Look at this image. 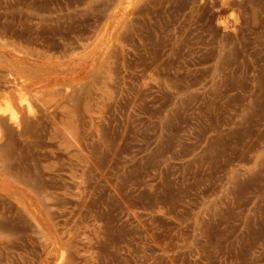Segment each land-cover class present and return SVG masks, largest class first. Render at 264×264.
I'll list each match as a JSON object with an SVG mask.
<instances>
[{
  "label": "rangeland",
  "instance_id": "rangeland-1",
  "mask_svg": "<svg viewBox=\"0 0 264 264\" xmlns=\"http://www.w3.org/2000/svg\"><path fill=\"white\" fill-rule=\"evenodd\" d=\"M0 145V264H264V0H0Z\"/></svg>",
  "mask_w": 264,
  "mask_h": 264
},
{
  "label": "bare ground",
  "instance_id": "bare-ground-1",
  "mask_svg": "<svg viewBox=\"0 0 264 264\" xmlns=\"http://www.w3.org/2000/svg\"><path fill=\"white\" fill-rule=\"evenodd\" d=\"M113 1H116V0H113ZM241 1V0H240ZM216 2V1H215ZM113 4V3H112ZM111 4V5H112ZM234 4V3H233ZM230 5V4H229ZM232 5V4H231ZM108 8V7H107ZM111 7H109V9H110ZM108 10V9H107ZM139 11V10H138ZM137 12V11H136ZM106 13H107V11H106ZM134 15V14H133ZM102 16V15H101ZM101 20H103L102 18H101ZM100 20V21H101ZM97 22V21H96ZM15 81V80H14ZM16 82H18V81H16ZM2 86V85H1ZM2 89V88H1ZM54 90V89H53ZM3 91V90H2ZM34 107V106H33ZM44 111V110H43ZM20 120V119H19ZM29 122H31V121H29ZM5 125H7V124H4V126ZM10 125V124H9ZM30 127V126H29ZM7 128V127H6ZM10 128V127H9ZM22 128V127H21ZM4 129H5V127H4ZM9 130V129H8ZM24 130V129H23ZM31 130V129H30ZM5 131V130H4ZM23 132V131H22ZM32 132V131H31ZM9 134V133H8ZM35 134V133H34ZM21 135V134H20ZM25 135H26V133H25ZM9 136V135H8ZM25 137V136H24ZM0 146H2V145H0Z\"/></svg>",
  "mask_w": 264,
  "mask_h": 264
},
{
  "label": "clouds",
  "instance_id": "clouds-1",
  "mask_svg": "<svg viewBox=\"0 0 264 264\" xmlns=\"http://www.w3.org/2000/svg\"><path fill=\"white\" fill-rule=\"evenodd\" d=\"M13 119H16V117L14 116Z\"/></svg>",
  "mask_w": 264,
  "mask_h": 264
}]
</instances>
